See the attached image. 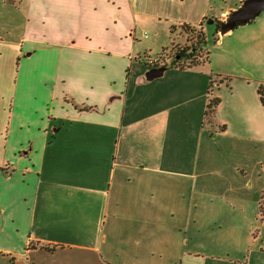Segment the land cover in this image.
<instances>
[{"label": "crops", "instance_id": "1", "mask_svg": "<svg viewBox=\"0 0 264 264\" xmlns=\"http://www.w3.org/2000/svg\"><path fill=\"white\" fill-rule=\"evenodd\" d=\"M244 1L0 0V264H264V12L203 24L205 64H137L138 18Z\"/></svg>", "mask_w": 264, "mask_h": 264}, {"label": "rangeland", "instance_id": "2", "mask_svg": "<svg viewBox=\"0 0 264 264\" xmlns=\"http://www.w3.org/2000/svg\"><path fill=\"white\" fill-rule=\"evenodd\" d=\"M227 19V18H226ZM225 19V21H226ZM139 25H137L135 36L137 40V45L140 51V62L137 63L142 69H145L144 78L146 74L153 70V68L149 67L147 64V57L151 60L155 58L160 59L164 62L171 63L175 61V59H179L180 55H189L191 53L190 49L192 46L196 45L197 37L195 33H189L182 29L181 26L172 28V36L169 35L166 28L164 30H156L153 25V21L149 18L142 16V18H138ZM224 22V21H222ZM164 25V24H163ZM204 31V39H206L205 48L203 46L198 45L197 54L195 57V61L197 60L201 64H205L206 62V52L209 51V42L214 41L215 39H208V36L211 37V33L213 30H210L208 27L205 28ZM215 30V29H214ZM219 33V32H218ZM217 33V34H218ZM216 34V32H215ZM185 50H188L184 53ZM183 62H180V66H186L190 61H187L183 58ZM161 67V64H157L155 68ZM15 74V72H14ZM13 83V82H12ZM217 87L213 88V91L216 90ZM213 93V92H212ZM210 93V96L211 94ZM1 120H0V129H1ZM262 181L255 180L251 183L250 188L246 193V199H248V207L247 210H253L255 207L256 199L258 197Z\"/></svg>", "mask_w": 264, "mask_h": 264}, {"label": "trees", "instance_id": "3", "mask_svg": "<svg viewBox=\"0 0 264 264\" xmlns=\"http://www.w3.org/2000/svg\"><path fill=\"white\" fill-rule=\"evenodd\" d=\"M10 3L15 4L16 0H8ZM222 22L216 20V19H207L204 18L203 21L198 25V26H189V25H181L182 29H184L185 31L189 32V33H195L197 40L196 45L192 46L190 51L191 53L189 55H180L179 59H175V61L171 62V63H167L164 62L162 60H160V64L163 65V67L165 68H175V67H186V68H190V67H196L198 65H200L201 63H199L197 60L195 61V57H196V52H197V46H203L205 48L206 45V39H204V30H203V24H207V25H214L215 27V32L216 34L219 32L220 29V25ZM250 23V22H249ZM237 26H242L241 24H238ZM236 26V27H237ZM235 27V28H236ZM170 31H172V29H170ZM216 42V39L213 41V43ZM188 50H185V52H187ZM208 57H209V51L207 50L206 52V62L208 61ZM183 58L187 61H190V63H188L186 66H180V62H183ZM157 65H154V67H156ZM257 93L260 97V102L262 105H264V86L263 85H259L258 86V90ZM218 99H211L209 101L208 104V111L209 110H213L217 105H218ZM222 130V129H221ZM257 218L264 222V189L261 193V196L259 198L258 201V211H257Z\"/></svg>", "mask_w": 264, "mask_h": 264}, {"label": "water", "instance_id": "4", "mask_svg": "<svg viewBox=\"0 0 264 264\" xmlns=\"http://www.w3.org/2000/svg\"><path fill=\"white\" fill-rule=\"evenodd\" d=\"M262 12H264V0H245L237 10L228 15L226 21L221 23L219 34L224 35L232 31L238 24H247ZM164 70L165 67L153 68L146 74L145 79L147 81L153 80L159 77Z\"/></svg>", "mask_w": 264, "mask_h": 264}, {"label": "built area", "instance_id": "5", "mask_svg": "<svg viewBox=\"0 0 264 264\" xmlns=\"http://www.w3.org/2000/svg\"><path fill=\"white\" fill-rule=\"evenodd\" d=\"M147 60V65L150 68H155L154 65L160 64V59L155 58L154 60H151L149 57L146 58ZM161 67H163V65L161 64ZM214 87H217V85L215 84V82H212L210 85V89H213Z\"/></svg>", "mask_w": 264, "mask_h": 264}]
</instances>
